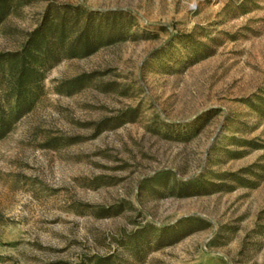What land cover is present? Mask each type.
<instances>
[{"label": "rangeland", "instance_id": "374dc122", "mask_svg": "<svg viewBox=\"0 0 264 264\" xmlns=\"http://www.w3.org/2000/svg\"><path fill=\"white\" fill-rule=\"evenodd\" d=\"M67 5L120 35L0 130V264H264V0H14L0 52Z\"/></svg>", "mask_w": 264, "mask_h": 264}, {"label": "trees", "instance_id": "16d2710c", "mask_svg": "<svg viewBox=\"0 0 264 264\" xmlns=\"http://www.w3.org/2000/svg\"><path fill=\"white\" fill-rule=\"evenodd\" d=\"M13 2L0 0V23ZM122 16L119 11H94L82 5L51 7L21 49L0 52V130L30 110L49 69L64 58L89 55L114 41L120 35L114 31Z\"/></svg>", "mask_w": 264, "mask_h": 264}]
</instances>
